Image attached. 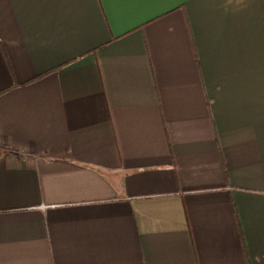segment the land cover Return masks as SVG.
<instances>
[{
    "label": "crops",
    "instance_id": "0c3cea01",
    "mask_svg": "<svg viewBox=\"0 0 264 264\" xmlns=\"http://www.w3.org/2000/svg\"><path fill=\"white\" fill-rule=\"evenodd\" d=\"M0 264H264V0H0Z\"/></svg>",
    "mask_w": 264,
    "mask_h": 264
}]
</instances>
